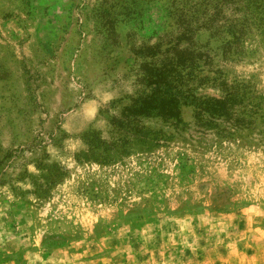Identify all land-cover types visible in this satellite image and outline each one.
I'll return each instance as SVG.
<instances>
[{
  "label": "rangeland",
  "instance_id": "1",
  "mask_svg": "<svg viewBox=\"0 0 264 264\" xmlns=\"http://www.w3.org/2000/svg\"><path fill=\"white\" fill-rule=\"evenodd\" d=\"M0 264H264V0H0Z\"/></svg>",
  "mask_w": 264,
  "mask_h": 264
}]
</instances>
